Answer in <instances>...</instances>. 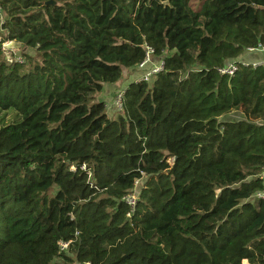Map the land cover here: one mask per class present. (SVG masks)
<instances>
[{
	"label": "trees",
	"instance_id": "obj_1",
	"mask_svg": "<svg viewBox=\"0 0 264 264\" xmlns=\"http://www.w3.org/2000/svg\"><path fill=\"white\" fill-rule=\"evenodd\" d=\"M0 6V264H264V0Z\"/></svg>",
	"mask_w": 264,
	"mask_h": 264
},
{
	"label": "built area",
	"instance_id": "obj_2",
	"mask_svg": "<svg viewBox=\"0 0 264 264\" xmlns=\"http://www.w3.org/2000/svg\"><path fill=\"white\" fill-rule=\"evenodd\" d=\"M0 13H2L1 6H0ZM257 52L264 53V48L259 46L257 48H249L247 50V54H255ZM237 61H240V59L229 61L223 68L219 69V72L224 75L233 76L236 73L237 68H238ZM242 63L244 64L252 63L254 66H259V65H262L264 61H255V62L243 61ZM138 67L142 71L139 81L150 82L153 79V77H155L156 75H158L159 73L165 70V61L163 59L156 60L154 49L147 45L145 59L141 62V64ZM125 93H126V88L125 89L120 88L116 90L114 94L113 102H112L113 107L116 111H123ZM82 168L85 169V166H83ZM263 176H264V172H263ZM135 184H136V187L134 188V190L124 197V200L130 206L132 211L135 209L136 203H137V198H138L137 189H138L139 181H136ZM59 246L61 250H66L69 246V242L61 241L59 243Z\"/></svg>",
	"mask_w": 264,
	"mask_h": 264
},
{
	"label": "rangeland",
	"instance_id": "obj_3",
	"mask_svg": "<svg viewBox=\"0 0 264 264\" xmlns=\"http://www.w3.org/2000/svg\"><path fill=\"white\" fill-rule=\"evenodd\" d=\"M20 49V48H19ZM20 52H21V50H17V51H15V55L16 56H19L20 55ZM254 60V59H253ZM252 59H245V58H240V61L241 62H243V61H253ZM255 61H258V60H255ZM254 61V62H255ZM140 76H141V72L140 71H138L137 69H134V70H127L126 72H125V74H124V76H123V78L120 80V81H118L116 84H117V86H120L121 88H127L128 87V85H129V83L131 82V81H135V82H138L139 80H140ZM112 85L111 84H107L106 86H105V88H104V90L100 93V94H98V99H102L103 101H105L107 104L110 102V100L112 99V95H111V93H112ZM109 106V105H108ZM118 114H120V112H116V113H114V114H111V115H113V116H116V115H118ZM239 115H236L235 117L234 116H228V117H226V119L227 118H231V117H233V118H236V117H238ZM139 187H138V189H137V192L139 191ZM243 264H248L247 263V260H243Z\"/></svg>",
	"mask_w": 264,
	"mask_h": 264
},
{
	"label": "crops",
	"instance_id": "obj_4",
	"mask_svg": "<svg viewBox=\"0 0 264 264\" xmlns=\"http://www.w3.org/2000/svg\"><path fill=\"white\" fill-rule=\"evenodd\" d=\"M3 20H4V14L2 12V13H0V25L3 22ZM242 57L245 58V59H252V60L254 59L252 62H254L255 60L264 61V53L263 52H257L255 54H247L246 53L245 55L241 56L240 58H242ZM111 85H112V90H111L112 93H111V95H112V99H113L114 93H115L114 91L117 88H120V86H117V84H111ZM112 99L110 100V102L112 101ZM107 110H108V113H109V115L111 117H115V116L111 115V114L115 113V111H113L111 107H107Z\"/></svg>",
	"mask_w": 264,
	"mask_h": 264
},
{
	"label": "water",
	"instance_id": "obj_5",
	"mask_svg": "<svg viewBox=\"0 0 264 264\" xmlns=\"http://www.w3.org/2000/svg\"><path fill=\"white\" fill-rule=\"evenodd\" d=\"M51 3L53 2L51 1ZM20 47L21 46L16 41H11L4 45L5 50H15V49H19Z\"/></svg>",
	"mask_w": 264,
	"mask_h": 264
}]
</instances>
